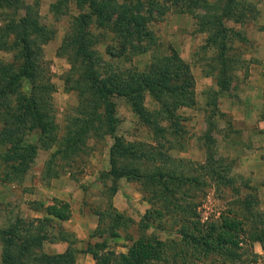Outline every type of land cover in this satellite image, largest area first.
<instances>
[{
    "label": "trees",
    "instance_id": "obj_1",
    "mask_svg": "<svg viewBox=\"0 0 264 264\" xmlns=\"http://www.w3.org/2000/svg\"><path fill=\"white\" fill-rule=\"evenodd\" d=\"M254 10L249 0H53L48 5L52 17L68 15L55 54L68 64L63 86L76 96L59 133L53 85L39 69L41 46L53 29L40 22L38 0H0V51L11 57L0 60V181L22 180L39 149H50L41 178L57 177L61 168L56 160L70 161L89 140L107 136L108 168L97 176L105 203L95 211L93 231L103 239L87 246L94 264H199L207 259L208 264H232L244 253L253 254L251 249L242 252L239 243L251 247L257 242L264 249V210L255 207L249 181L231 173L226 158L216 154L211 133L216 118L224 115L217 99L229 93L236 71L247 65L239 49L248 42L241 26L255 17ZM169 13L186 14L192 30L204 34L197 61L214 85L204 91L205 128L197 137L204 156L198 162L167 153L186 143L177 109L195 103L188 63L155 28ZM140 55L147 60L137 66L132 60ZM115 97L128 103L152 143L116 134ZM145 97L155 106L148 108ZM120 178L135 182L148 204L136 222V235L128 231L132 217L110 201ZM207 189L219 195L227 191L226 205L235 206L200 223L193 192ZM28 205L45 215L14 214L0 225V264H75L73 236L60 227L51 233L69 216L68 203L54 199ZM114 237L126 240L124 252L115 253L106 242ZM54 239L67 241V248L43 251V242Z\"/></svg>",
    "mask_w": 264,
    "mask_h": 264
},
{
    "label": "rangeland",
    "instance_id": "obj_2",
    "mask_svg": "<svg viewBox=\"0 0 264 264\" xmlns=\"http://www.w3.org/2000/svg\"><path fill=\"white\" fill-rule=\"evenodd\" d=\"M249 1L254 5L255 17L241 26V30L245 36L246 33L257 29L261 30L264 27L258 23L259 17L264 15V1ZM39 4L38 0L40 22L53 29L52 36L41 46L39 69L43 75H49L50 82L53 85L51 94L53 116L58 126V132L61 133L66 116L71 113V108L76 104L75 94L72 91H66L63 86L62 77L68 68V64L64 57L55 54L56 48L66 30L68 15H61L58 19H54L48 10H42L41 14H39ZM72 12L73 9H71ZM155 28L158 30L161 39L169 42L176 49L179 56L188 63L194 78V105L177 109V113L183 117L179 127L186 143L181 148L177 146L167 150V153L175 158H183L194 162L202 161L204 153L197 143V137L205 128L204 91L208 87H214L210 78L201 73L197 61V47L202 43L203 36H201V33L192 30L191 19L186 14L179 16L176 13H169L162 21L155 24ZM254 47L255 44L250 40L244 45H239L243 59L251 61L249 57H251L250 55ZM0 60H11L10 54L0 51ZM146 60L147 55H140L134 57L132 63L142 66ZM247 74V66L244 70H237L229 93L222 94L217 99V107L220 111L224 112V115L216 118L215 127L211 133L214 136L216 154L226 158L231 173L241 175L249 181L253 187L252 192L257 199L255 207L261 211L264 210V179L261 176L262 165H252V168L258 173V180L251 178L252 174L250 175L239 170L238 166L240 155H251L256 150V153H260L264 157V149H262V147L264 148V144L263 146L260 144L262 141L264 143V120L261 119V115L264 113V102L256 100V102H250L243 100V96H240L245 91L241 84L244 82ZM114 102L115 116L117 118L116 134L121 135L128 141L139 140L152 143L151 134L147 127L138 121L136 115L130 110L128 103L121 97H115ZM144 103L148 108L155 106L148 97H145ZM231 107L234 109V114L224 111V109ZM243 113H247V122L236 118V116ZM260 121L263 122L262 127L258 125ZM110 141V138L107 136L104 139L89 140L84 152L77 157L70 161L56 160L55 163L61 168L59 175L66 174L71 181H74L81 187L85 185L91 186V178H97L99 171L108 168L107 149ZM1 149L2 146H0ZM49 152L50 149H39L26 172V177L24 176L19 182L0 181V225H3L14 214L24 215L27 207L26 204L28 203L26 202L25 195L32 190L33 186H36L38 182L37 173L40 171V175H42L44 161L47 159ZM41 180L43 179L41 178ZM124 185L126 188L139 192L135 182L125 180ZM91 191L94 192V190ZM99 191L101 192V185ZM221 192L225 194H215L212 189H207L204 193L194 190L192 203L195 205V213L200 223L205 222L209 218L216 217L220 210H224L227 206H235L234 203L226 205L227 201H229V198L226 201V196L229 197V194L227 195V191ZM135 202L137 200L129 203L126 211H123V213L132 217L134 221L128 230L132 235H136V222L139 218L135 206H132L135 205ZM163 235L160 234V237L162 238ZM239 244L241 245L240 250L242 252H247V249H251V252L256 256L244 253L239 261L232 264H263L256 252L258 249L257 242H253L251 247L247 243ZM207 260H201L199 264H208Z\"/></svg>",
    "mask_w": 264,
    "mask_h": 264
},
{
    "label": "crops",
    "instance_id": "obj_3",
    "mask_svg": "<svg viewBox=\"0 0 264 264\" xmlns=\"http://www.w3.org/2000/svg\"><path fill=\"white\" fill-rule=\"evenodd\" d=\"M51 1L52 0H39V14H41L42 10H48L47 7ZM26 2H29V0H26ZM179 16H183V14H179ZM258 23L264 26V15L259 17ZM201 36H204V34ZM246 37L255 44V47L251 52V57H249V59L251 58V61L248 59L246 60L248 74L244 79V82L241 84L245 91L242 93L243 95L240 96H243V100H248L250 102L255 100L264 102L261 98V91L264 89V27L261 30L257 29L246 33ZM224 111L234 114V109L232 107L224 109ZM247 117V113L236 116V118H240L246 122L248 121ZM262 124V121L258 122V125L261 127ZM260 144L263 146V141L260 142ZM262 149L264 148L262 147ZM258 164L262 165L261 176L264 179V157L261 156L260 153H256V150L251 155H240L238 161L239 170L250 175L252 174L251 178L255 180H258V173L252 168V165L256 166ZM40 173V171L37 173L38 182L36 183V186H33L31 188L32 190L25 195L26 202L41 201L43 204H49L52 203L54 199L66 201L69 206V216L64 220L59 221L57 226L55 225L53 227V224L51 226L53 227L51 233L56 234L58 227L69 232L75 239L71 244V247L75 249L74 263L94 264L95 261L87 251V246L103 239L102 237L93 234L98 223L95 211L102 209L105 203V198L99 191V181L96 177H93L91 178V186L85 185L81 187L79 184L71 181L66 174L41 180ZM124 182V178L118 179L117 190L110 197L112 206L116 210L123 212L126 211L129 203L137 200L135 205L132 206H135L136 213L141 215L148 207V204L142 198L140 192L126 188ZM23 186L25 185L23 184ZM91 190H94V192ZM26 205V212L23 217H42L45 215L44 211L31 208L28 203ZM106 242L115 253L125 251V244L127 242L122 237H114L112 239L107 238ZM67 246L68 243L65 240H47L43 242L42 250L50 254H55L63 252ZM257 246L258 249L256 252L260 249L259 244H257Z\"/></svg>",
    "mask_w": 264,
    "mask_h": 264
},
{
    "label": "built area",
    "instance_id": "obj_4",
    "mask_svg": "<svg viewBox=\"0 0 264 264\" xmlns=\"http://www.w3.org/2000/svg\"><path fill=\"white\" fill-rule=\"evenodd\" d=\"M259 260L264 264V249L260 248L257 252Z\"/></svg>",
    "mask_w": 264,
    "mask_h": 264
}]
</instances>
